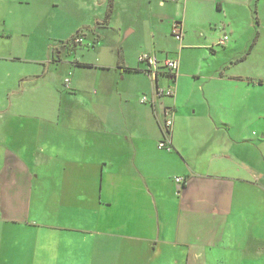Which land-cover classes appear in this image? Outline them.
<instances>
[{
	"label": "crops",
	"instance_id": "1",
	"mask_svg": "<svg viewBox=\"0 0 264 264\" xmlns=\"http://www.w3.org/2000/svg\"><path fill=\"white\" fill-rule=\"evenodd\" d=\"M137 1L106 0L80 44L102 47L117 6L134 15ZM157 1L169 17L141 46L156 53L154 34L169 36L177 57H154L177 60L174 75L154 81L119 51L110 63L75 58L98 72L78 80L92 89L78 96L77 157H49L42 142L36 151V96L65 82L67 48L52 52L65 17L52 0H0V264H264V0ZM168 87L173 97H155ZM57 161L55 185L39 169Z\"/></svg>",
	"mask_w": 264,
	"mask_h": 264
},
{
	"label": "rangeland",
	"instance_id": "2",
	"mask_svg": "<svg viewBox=\"0 0 264 264\" xmlns=\"http://www.w3.org/2000/svg\"><path fill=\"white\" fill-rule=\"evenodd\" d=\"M52 1L54 4L59 3V0ZM97 2L99 6H101L99 11L96 0H63L58 4V7L55 8V10L65 17V33L63 35L65 43L55 41V47L52 52L56 53L57 48L61 44H65V49L67 48L66 55L68 57H65V69L63 70L65 82H63L61 86L59 83H57L59 86L55 84L57 86V91L50 88L48 82L46 87L40 89L36 96V104L39 108L35 116L37 117L36 121L38 127H40L38 137L36 138V151L38 154L44 153L39 149L41 145L39 143L42 142L44 144L43 147L47 148L49 157H77L76 139L78 138V133L76 127L78 124L76 116L77 106H79L78 96H83L86 91L85 89H92L91 84L85 88L78 85V80L83 77V75L91 76L98 72L75 68L71 65V62H73L75 58L82 63L97 65V59L105 63L113 62L119 56L118 51L120 52V56H124L126 60L131 62H137V57L141 54L148 53L153 57L156 53L160 56L161 54L165 55V53H168L171 57H174V55L177 57L179 53L176 44L172 43L173 40L162 33L154 34L159 46V48H156V53H154V51H145L144 48L142 49L141 45L143 39L150 38L151 23L155 26V20L160 21L162 17H169L163 12V9L158 7L157 0H152L150 5L147 4L146 0H138L139 9L134 8L136 9L134 15H129L128 7H125L124 3H120L117 6L118 8L116 7V11H114L110 29L106 28V30H99L102 47L98 46L96 49L92 50V47L89 48L85 44L74 45L73 40L77 33H87H85L83 29L88 27H84L83 25L89 26L90 23L102 17L105 13L107 9L106 0H98ZM128 18L129 20H127ZM120 20H127V22H129V25H127L129 28L128 30H132L133 28L134 34L126 37V31H119ZM88 36L93 38L99 37L98 35L95 36L90 33ZM74 51L76 53L75 57ZM188 69V67H185L186 72H188ZM54 71L57 73L58 70L54 68ZM68 72L74 74L71 77H67ZM66 78L71 79L73 87H70L69 83H66ZM75 86L78 90L77 92L75 91L76 93L72 91ZM142 96L144 95L138 98L139 104V100ZM33 104L34 102L32 101V105ZM50 109H53L51 113ZM67 142H70L71 146H65ZM65 149L71 150L65 151ZM61 164V161H57L52 167L47 166L39 170L47 172L49 176L51 175L55 185L58 181H60V183L57 184H62V179L60 177L62 170ZM55 187L57 188L58 186ZM59 190H62V186H60Z\"/></svg>",
	"mask_w": 264,
	"mask_h": 264
},
{
	"label": "built area",
	"instance_id": "3",
	"mask_svg": "<svg viewBox=\"0 0 264 264\" xmlns=\"http://www.w3.org/2000/svg\"><path fill=\"white\" fill-rule=\"evenodd\" d=\"M171 1H175V0H171ZM180 29L178 27V25H174L173 26V31H172V35L177 38L180 39L181 35H180ZM227 36H223L221 39H219L218 44L219 45H223L226 41H227ZM81 37H76L74 38V43L75 44H80L81 43ZM138 62L139 63H147L150 67L153 68V70L151 71H147L149 73V76L156 81L157 79V75H159L160 70H164L165 73L164 74H169V75H174L173 73L177 70L178 68V61L177 60H165L163 62H158L156 60V58L153 56H150L148 54H141L138 57ZM66 83H69V80L66 79ZM175 95V89L174 88H166V89H162V88H157L155 91V97H162V96H168V97H173ZM139 102L141 104H147L149 102V98L144 95L140 98ZM172 118H168L165 121V131H167V133L170 132V128L172 127ZM169 143V142H168ZM168 143H166L164 140L160 141L157 145L159 150H164L167 152L171 151V147L168 145ZM174 181L177 185L181 186L185 183V179L182 177H176L174 178Z\"/></svg>",
	"mask_w": 264,
	"mask_h": 264
},
{
	"label": "trees",
	"instance_id": "4",
	"mask_svg": "<svg viewBox=\"0 0 264 264\" xmlns=\"http://www.w3.org/2000/svg\"><path fill=\"white\" fill-rule=\"evenodd\" d=\"M107 17H108V15H107ZM81 35H82L81 33H77V34H76V37H80ZM91 35H93V34H91ZM76 37H75V38H76ZM73 43H74V40H73ZM74 45H76V44L74 43ZM78 66H86V65L78 64ZM165 75L168 76V77H172L171 75H169V74H167V73H166Z\"/></svg>",
	"mask_w": 264,
	"mask_h": 264
}]
</instances>
